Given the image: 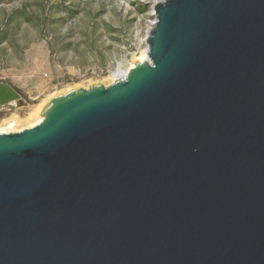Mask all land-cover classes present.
<instances>
[{"label": "water", "instance_id": "water-1", "mask_svg": "<svg viewBox=\"0 0 264 264\" xmlns=\"http://www.w3.org/2000/svg\"><path fill=\"white\" fill-rule=\"evenodd\" d=\"M152 7L145 61L0 133V264H264V0Z\"/></svg>", "mask_w": 264, "mask_h": 264}, {"label": "rangeland", "instance_id": "rangeland-1", "mask_svg": "<svg viewBox=\"0 0 264 264\" xmlns=\"http://www.w3.org/2000/svg\"><path fill=\"white\" fill-rule=\"evenodd\" d=\"M158 1L0 0V84L19 95L0 106V132L26 129L42 104L95 82L109 86L147 57Z\"/></svg>", "mask_w": 264, "mask_h": 264}, {"label": "bare ground", "instance_id": "bare-ground-1", "mask_svg": "<svg viewBox=\"0 0 264 264\" xmlns=\"http://www.w3.org/2000/svg\"><path fill=\"white\" fill-rule=\"evenodd\" d=\"M152 24H153V22H149L148 23V25H147V27H146V37H147V35H148V32H149V30H150V28L152 27ZM145 53V52H144ZM147 59V57H146V55L144 54V55H142V57L138 60H136V61H140V62H143V61H145ZM133 64V63H132ZM134 65H132L131 66V68L133 67ZM130 69V68H129ZM129 69H126L125 71H118L117 72V75H116V79H120V78H124V76L126 75V73L129 71ZM1 99H5V95H3V96H0V100ZM11 104V103H10ZM47 102L43 105L42 104V106H40L39 108H38V110H37V112L35 113V114H33L32 116H31V118H29L30 120H29V122H28V124H27V127H26V129H30V128H33V127H35V126H37L39 123H41V121H42V115H41V112H42V110L47 106ZM4 106V105H3ZM6 130V129H5ZM0 133H4V131H1Z\"/></svg>", "mask_w": 264, "mask_h": 264}]
</instances>
